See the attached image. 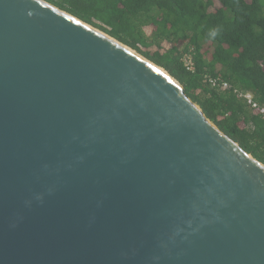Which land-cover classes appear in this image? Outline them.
Returning <instances> with one entry per match:
<instances>
[{"label": "water", "instance_id": "1", "mask_svg": "<svg viewBox=\"0 0 264 264\" xmlns=\"http://www.w3.org/2000/svg\"><path fill=\"white\" fill-rule=\"evenodd\" d=\"M160 67L0 0V264H264V163Z\"/></svg>", "mask_w": 264, "mask_h": 264}, {"label": "trees", "instance_id": "2", "mask_svg": "<svg viewBox=\"0 0 264 264\" xmlns=\"http://www.w3.org/2000/svg\"><path fill=\"white\" fill-rule=\"evenodd\" d=\"M166 69L222 131L264 163V0H46ZM150 28V32L147 28ZM193 56L195 70L183 63ZM220 77L230 88L207 80Z\"/></svg>", "mask_w": 264, "mask_h": 264}, {"label": "built area", "instance_id": "3", "mask_svg": "<svg viewBox=\"0 0 264 264\" xmlns=\"http://www.w3.org/2000/svg\"><path fill=\"white\" fill-rule=\"evenodd\" d=\"M182 60L187 70H195V63L192 54H185ZM207 81L214 87L220 86L223 89L230 88V84L227 81L221 79L220 77L211 76L208 78ZM234 91L239 97L245 99L246 102L254 109L256 113H259L264 116V105H260L258 102H256L251 93L241 92V90L238 89H235Z\"/></svg>", "mask_w": 264, "mask_h": 264}, {"label": "rangeland", "instance_id": "4", "mask_svg": "<svg viewBox=\"0 0 264 264\" xmlns=\"http://www.w3.org/2000/svg\"><path fill=\"white\" fill-rule=\"evenodd\" d=\"M147 31L150 32V28L149 27L147 28Z\"/></svg>", "mask_w": 264, "mask_h": 264}, {"label": "bare ground", "instance_id": "5", "mask_svg": "<svg viewBox=\"0 0 264 264\" xmlns=\"http://www.w3.org/2000/svg\"><path fill=\"white\" fill-rule=\"evenodd\" d=\"M161 68V67H160ZM162 69V68H161Z\"/></svg>", "mask_w": 264, "mask_h": 264}]
</instances>
